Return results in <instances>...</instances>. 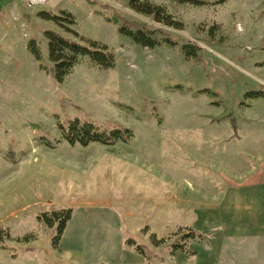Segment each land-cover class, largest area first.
Instances as JSON below:
<instances>
[{
  "label": "rangeland",
  "instance_id": "obj_1",
  "mask_svg": "<svg viewBox=\"0 0 264 264\" xmlns=\"http://www.w3.org/2000/svg\"><path fill=\"white\" fill-rule=\"evenodd\" d=\"M90 1L177 45H137L107 20L111 12L87 0L7 1L0 10V264H264V100L244 98L264 89V0L200 7L140 0L163 6L181 30L124 0ZM42 11L71 13V29L106 44L116 67L100 70L82 58L57 86L28 44L35 40L49 63L45 29L75 37L41 19ZM188 42L199 47L195 57L183 49ZM75 119L135 136L72 146L58 123ZM64 209L72 216L54 247L56 231L37 217ZM187 229L202 237L183 240ZM153 235L164 243L153 246ZM175 242L194 254H173Z\"/></svg>",
  "mask_w": 264,
  "mask_h": 264
},
{
  "label": "trees",
  "instance_id": "obj_2",
  "mask_svg": "<svg viewBox=\"0 0 264 264\" xmlns=\"http://www.w3.org/2000/svg\"><path fill=\"white\" fill-rule=\"evenodd\" d=\"M89 5L98 6L101 10L111 12V16L107 19L117 27L118 33L129 38L133 43L145 48L154 49L162 43L170 46H176L177 41L157 31H149L145 24L130 21L120 15L117 11L105 4H98L95 1L87 0ZM128 6L135 12L147 15L153 18L157 23L166 25L168 27L181 30L183 24L173 19L163 6L154 5L150 2H142L140 0H124ZM179 5H191L195 7L207 6L211 4H223L226 0H168ZM41 19L54 23L61 29L66 30L74 35V39L66 38L61 34L51 29H45L44 35L48 44V59L49 63L44 62L41 51L35 40H31L28 44V50L33 55L35 60L40 64L41 70L51 75L55 84L61 86L66 77L70 75L72 70L79 64L82 58H88L90 62L100 70H113L116 67V58L114 53L106 44L98 41L80 37L76 31L71 29V26L76 24L75 18L71 13L62 11L59 15L42 11L38 15ZM160 34L163 36L160 37ZM186 55L195 57L196 50L199 47L191 42L183 46ZM175 88H181L180 85ZM207 90L197 91V94H207ZM246 100H264V89L256 90L250 89L244 95ZM58 129L64 141L69 145L79 144L83 147L92 143H99L107 146L115 145L117 142L127 143L134 138L135 133L132 129L123 127H114L111 129H102L98 125L90 121H81L79 119L66 120L58 123ZM44 138V137H43ZM44 145L48 148H55V139L45 137ZM72 210L64 209L60 211H53L51 213H43L37 217V220L47 228L56 231L53 237V246L57 247L67 226L71 219ZM188 233L183 237V240H193L201 238L192 229H187ZM153 238V246H160L164 243V239H157L155 235ZM26 242L29 237H25ZM126 244L133 248L134 251L148 258L146 249L143 245L138 244L135 239L128 238ZM1 248V247H0ZM173 254L176 252L194 254L187 249L186 243H173L171 245Z\"/></svg>",
  "mask_w": 264,
  "mask_h": 264
},
{
  "label": "built area",
  "instance_id": "obj_3",
  "mask_svg": "<svg viewBox=\"0 0 264 264\" xmlns=\"http://www.w3.org/2000/svg\"><path fill=\"white\" fill-rule=\"evenodd\" d=\"M23 4H25L27 7H37V6H43L46 5L50 0H19Z\"/></svg>",
  "mask_w": 264,
  "mask_h": 264
},
{
  "label": "crops",
  "instance_id": "obj_4",
  "mask_svg": "<svg viewBox=\"0 0 264 264\" xmlns=\"http://www.w3.org/2000/svg\"><path fill=\"white\" fill-rule=\"evenodd\" d=\"M8 0H0V10L4 11L5 10V7H6V3H7ZM264 162V161H263ZM260 172H262V174L264 173V165L261 166V169H260ZM260 187V190H261V193L264 195V185L262 186H259ZM262 187V188H261ZM263 199H264V196H263ZM262 205V208L264 210V203L262 201L261 203ZM208 211H206L207 213ZM258 221V220H257ZM258 224H259V221H258Z\"/></svg>",
  "mask_w": 264,
  "mask_h": 264
}]
</instances>
